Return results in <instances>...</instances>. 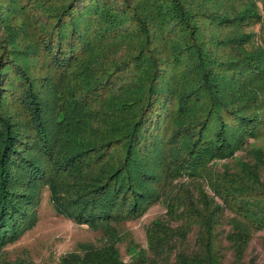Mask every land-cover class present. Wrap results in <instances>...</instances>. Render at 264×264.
Instances as JSON below:
<instances>
[{"label":"trees","instance_id":"16d2710c","mask_svg":"<svg viewBox=\"0 0 264 264\" xmlns=\"http://www.w3.org/2000/svg\"><path fill=\"white\" fill-rule=\"evenodd\" d=\"M0 36V247L35 227L48 187L110 239L61 264H125L113 226L161 202L154 264H224L226 220L243 258L264 230L257 0H0ZM194 226L198 249L176 250Z\"/></svg>","mask_w":264,"mask_h":264},{"label":"rangeland","instance_id":"374dc122","mask_svg":"<svg viewBox=\"0 0 264 264\" xmlns=\"http://www.w3.org/2000/svg\"><path fill=\"white\" fill-rule=\"evenodd\" d=\"M264 17V0H257ZM257 27V31L259 30ZM1 37V36H0ZM13 105H11L12 108ZM16 112L15 108L11 109ZM240 158L246 157L245 152L238 153ZM206 188L208 189L207 185ZM39 219L35 227L26 232L20 239L0 247V264H61V259L70 254H84L88 249H100L109 242L103 230L92 229L86 224H77L73 220L59 215L51 202L48 187L43 189ZM167 219V208L161 202L151 207L147 213L136 220L127 221L113 226L123 241L117 244L125 264H131L132 256L129 249L134 244L139 250L147 251L148 264H154L153 256L148 248L147 232L153 222ZM175 228L181 223L170 224ZM199 226H194L185 242L177 239L173 244L176 250H197ZM221 241L224 264H264V230L255 232L249 242L243 258L238 261L233 245L228 241L231 225L226 220L217 230ZM163 264L162 261H159ZM166 264V262L164 263Z\"/></svg>","mask_w":264,"mask_h":264}]
</instances>
